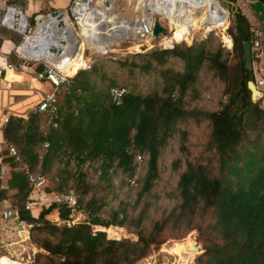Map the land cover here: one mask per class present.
Wrapping results in <instances>:
<instances>
[{
    "label": "trees",
    "instance_id": "16d2710c",
    "mask_svg": "<svg viewBox=\"0 0 264 264\" xmlns=\"http://www.w3.org/2000/svg\"><path fill=\"white\" fill-rule=\"evenodd\" d=\"M221 11L223 17L212 23L219 27L228 17L227 11ZM256 27L261 23L252 24L245 14L235 12V24L228 28L232 64L221 47L198 43L204 39L173 48L155 46L117 60L131 80L109 73L104 62L81 64L69 83L60 85L52 119L35 110L27 118L10 113L1 127L5 142L14 144L35 172L50 178L49 190L74 189L88 217L78 224L59 225L47 219L57 209L55 205L35 216L25 208L32 190L26 174L11 170L4 186L0 179V202L7 198L8 189L17 190L12 207L32 225L30 237L45 250L33 264H135L151 253L152 245L159 247L165 241L166 229L175 238L198 230L204 250L193 264H264V108L261 99L252 100L248 82L255 80V73L243 60L244 42L252 41ZM12 38L20 44L15 34ZM43 67L40 62L37 72ZM202 69L225 84L227 100L221 101L218 110L185 107L193 99L185 97L187 90ZM112 88L126 91L116 98ZM187 117H203L208 122V135L196 144L203 147L198 155L190 152L189 132L179 127ZM174 144L181 155L171 162L175 184L165 192L173 205L159 220L146 210L153 204L156 209L153 200L158 196L151 190L160 176L159 161ZM137 154L143 155L144 175L137 176L136 180L143 181L134 203L138 206L145 194L150 195L149 205L144 204L135 217L130 216V202L125 200L104 209L107 195L98 196L100 186L87 181L85 166L89 163L92 171H100L102 190L115 192L112 176L120 177L123 187H128L136 174ZM4 161L15 165L11 158ZM72 162L76 163L73 167ZM59 215L68 219L69 210L60 207ZM125 224L138 228L137 242L120 239L119 226ZM92 225H101L109 237Z\"/></svg>",
    "mask_w": 264,
    "mask_h": 264
},
{
    "label": "rangeland",
    "instance_id": "374dc122",
    "mask_svg": "<svg viewBox=\"0 0 264 264\" xmlns=\"http://www.w3.org/2000/svg\"><path fill=\"white\" fill-rule=\"evenodd\" d=\"M65 1H68L69 4L68 6H65L64 8H62L61 10H64V12L62 13H64L66 17L67 26L70 27L73 30V32L76 35H78V37L82 40L76 46L77 49H82L83 51V55H82L83 57L81 59L79 66L85 63H88L86 64V66H89L90 64L94 62L98 64L104 62L108 67L109 73L115 74V76L123 75L124 78L131 80V78L127 77V73H125L124 70L117 63V60L120 58H126L131 54L143 53L149 50L150 48H152L151 47L152 44L158 45L159 43L164 42V39L162 37L163 35L161 34L155 37L152 41L143 42L141 45L134 38L124 39L125 37H123L121 41L119 40L118 42H114V43H112L113 42L112 40H108V39L105 41H102L100 45V49L99 48L96 49V47L94 46V43L87 36V33L83 30V27L81 31V28L77 24L76 19L72 15V12L70 11V8H69L71 0H65ZM147 3H148V0H137V1L136 0H113L112 5L115 8H118L122 17H124L127 20H130L131 18L137 15V12H141L140 11L141 8L142 7L144 8V6ZM149 3L152 5L150 1ZM7 4H11V5L16 6L18 9L19 8L22 9L23 12L27 15L29 22H30L29 28L32 27V30L28 31L27 33L28 36H26V41L28 40V38H30L29 36L33 35V31L37 27L36 20L39 15L47 16L50 12L54 10H58V9H53V6L49 0H0V23L3 17V14L5 12V6ZM40 4L41 6L39 9H37L38 11L36 10L34 12L33 11L34 8ZM237 7H238L237 4H234L231 7L230 12L228 14V18H227L229 21L227 19L225 20V23L220 26L222 29L218 28L217 25H213L214 27H217L218 29H213V31L208 35V38L200 42H198L196 38H201L200 36L205 34V30H204V27L201 29H198L197 32L194 34L195 41H193V43L198 42L199 44H203V45L211 43L215 45V47H221L223 49L225 58L231 64L234 63L235 60H234V52H233V40L230 37L228 28L231 25L234 26L235 24V10ZM151 8H152L151 10H155L158 7L156 6L153 7L152 5ZM28 9L32 10L31 14H29L28 11H25ZM152 13L154 12L152 11ZM67 18H69L70 21ZM193 22L195 21L193 20ZM193 24L195 25L194 29H197L198 24L196 22ZM3 32L6 34H10V35L15 34L20 39V44L26 42L24 41L23 33H20L13 29H8L5 31L3 30ZM181 34L183 33L181 31H178L175 34V37L179 38ZM168 35L170 34L168 33ZM223 36L224 37L227 36V38L230 39V41L227 39L229 43L225 40ZM186 39H188L189 43H192V38L188 37ZM165 41L169 42L170 39L165 38ZM229 44L230 45L232 44V45L229 47ZM88 48H91V49H88ZM85 49H86V53L84 54ZM59 50L64 51L62 47ZM54 51H57V50H54ZM37 62L48 63V61L45 58L43 60H38ZM35 65L33 66L32 69L24 70V72L28 76L29 86H32V85L34 86V89L32 88L29 89V90L32 89L33 92H30L28 93V95H24V97L17 98V99L14 98L15 92H13L12 99L11 98L9 99L10 102L8 103V105L11 107L14 113H16L17 115L20 114L18 116H21V114L22 115L28 114L29 116V114L33 110H35L37 104L40 102L42 95L44 93L54 92V87L51 85V83L43 81L47 85H40V80L36 79L35 77L36 67L39 65V63H36ZM79 66H73L72 68L73 72H70V73L67 72V68L66 69L61 68V69L64 70V72H67L69 75H74L76 69ZM82 67H85V66H82ZM137 74L138 73L136 72L134 75H137ZM12 75L14 77V75H16L15 72H13ZM134 75L132 76V79ZM127 79H126V82H128ZM34 84H37V85H34ZM224 88H225V84L219 81L218 79H215L212 72H207L204 69H202L199 73V78H197V80L192 85H190L189 89L187 90V94L185 97L187 99L192 97L193 99H189L187 101V103L185 104L186 109L187 110L195 109V110H201V111H212V110L220 109L221 101L223 102L227 100V96L224 95V90H223ZM40 91L43 92V94L40 95L39 94ZM30 96L32 98H28ZM261 100H262L261 106L264 108V96L261 98ZM0 126L2 125L0 124ZM179 127L181 130H185L186 132H189V135H190L189 143L193 151L192 152L189 147L190 152L193 153L194 155H198V152L202 150L203 147L200 149V147L196 146V144H200L202 142L201 138L206 137L208 135L209 133L208 122L203 117H198V118L187 117L186 119H184L182 122L179 123ZM1 140L2 139L0 138V141ZM177 150H178L177 145L174 144L173 146L168 147L163 153L161 161H159L160 176L154 181L155 185H153L152 190H151V194L158 196L157 199L153 200L155 202L156 209H153V206H154L153 204L151 208H149L146 211L150 213L152 216L154 215V217L158 218L159 220L163 219L164 214H166L173 205L172 202L168 201L167 196L165 195V192L168 191L170 187H173L175 184V178L171 176L170 167H171V162L173 161V159L181 155ZM75 165L76 163L72 162L70 166L73 167ZM88 165L89 163L87 164V166H85V169H84V170H88L89 172V176H88L89 179L87 178V181L88 182L90 181L92 183H97L98 186H100L97 191L99 197H103L104 195H107L105 199L108 205H105L104 209L108 210L110 206H117L119 205L121 200H125L127 202H130V208H129L130 216L135 217L142 211V209H144V204L146 206L149 205L150 195H145V194H141V203L138 206H135V203H134L135 198H137L138 192L141 189V185H142L141 183L143 179L136 180L135 183L132 185L129 182L128 187L127 186L123 187V185L121 184L120 177L112 176V189H115V192L110 191V189L102 190L101 186L104 184V182L100 179V176H99L100 171H97V172H95L94 170L92 171V169ZM138 172L139 171H137V174H135L138 176V178L144 175L143 166L140 172L139 173ZM76 191L81 197L82 196L81 190L78 189ZM86 197L87 195H85V198ZM13 199L14 198H11V202H10L11 205L14 203ZM99 214L102 218L108 219L106 215H104L103 213H99ZM47 219L59 225H62V226L64 225L62 223V220L64 219H62L58 215H54V216L49 215ZM79 220L80 221H77L76 224L81 223L84 220H88V217L87 215L84 214L83 218H80ZM92 227L94 228L95 231L100 230V231L105 232L106 236L109 237L106 231L100 229L101 225H92ZM119 227L122 230V238L120 239H126L133 243L137 242L139 238V235H138L139 230L137 227L130 225V224H125V226H119ZM172 233L174 232L166 229L165 234H164V237H166L165 241L159 247H154L152 245L153 249L151 250V253L147 257L138 260L135 264H193L194 257L198 255L200 252H203L204 250L203 242L200 241L198 230L192 229L185 236H182V238L172 237L171 236ZM185 238L192 239L195 242L194 246H197L198 249L195 250L194 246L193 248L186 246V250H184L183 252L179 251L177 249L178 246H176V242L185 240ZM17 247L18 246L16 245L11 248L12 254L14 253V256L16 257H21V256L24 257L21 260L30 261V264H33L35 262V257L37 256L38 253L45 252V250L40 248V246L32 239V237L29 238L28 244L25 243L24 246L20 248H17ZM4 251L7 252V250L5 249ZM5 264H9V263H5Z\"/></svg>",
    "mask_w": 264,
    "mask_h": 264
},
{
    "label": "built area",
    "instance_id": "2783aa9c",
    "mask_svg": "<svg viewBox=\"0 0 264 264\" xmlns=\"http://www.w3.org/2000/svg\"><path fill=\"white\" fill-rule=\"evenodd\" d=\"M98 0H85L86 4L83 6V11L89 13L92 10L93 5ZM156 4L162 6L164 8V12L162 14H156L153 18H146L142 20L138 27L136 28V36L134 37H127L136 39L139 44L141 45L143 42H147L146 40L149 38V41H152L155 37L153 36V28H154V20L156 16H159L160 22L166 29V35H163L164 42L159 43L158 45L152 44L151 47L161 46L167 48H173L177 44L187 43L188 45L193 44L195 41L194 34L197 32L198 29H194L190 27L187 33H183L182 37L176 38L175 34L177 31L176 21L183 19L185 7L189 6L190 4H194L196 0H182V3L177 0H153ZM219 3L218 0H215ZM83 2L82 0H71L69 5L70 11L72 15L76 19L77 24L81 28L82 31V21L81 15L82 13L77 12L79 5ZM182 4V6H180ZM202 7L197 8L198 12H200ZM219 9L225 11L219 3ZM11 10L16 11V18L15 20L8 19L7 15L11 13ZM227 14H229L227 12ZM25 15L28 20V25L26 27V32H21L24 34V41H26V34L28 31L32 30V27L29 28L30 22L27 15L21 10L18 9L16 6L7 4L5 7V12L3 14L0 27H6L8 29H13L18 31L16 28L19 26L18 20L19 17ZM209 23H205L207 25L204 27L205 34L200 36L201 38H196L197 41L207 39L208 35L213 31L210 29ZM14 26V27H13ZM208 29V30H207ZM19 32V31H18ZM253 39L251 41L252 47V58H253V70L255 73V80L254 83L256 88L264 93V31L262 27H256L253 29ZM168 33L170 35H168ZM192 38V43L188 42L186 38ZM165 38L170 39L169 42L165 41ZM148 41V42H149ZM91 49V48H88ZM86 53V49L84 54ZM22 59L18 65L14 66L8 61V58L5 54H3L2 48L0 47V122L2 125L7 123L9 120L10 113L5 112V106L2 104V97L4 91L10 86L11 80L10 75L8 73L9 69H16L19 67L20 69H32L33 66L38 60L43 59H35L25 55L24 53H20ZM73 54V53H72ZM44 63V62H43ZM36 66V65H35ZM36 79L40 81H46L51 83L54 87V92L51 93H44L40 102L37 104L35 111L46 113L52 119V115L57 110L56 106V96L60 92V85L61 84H68L70 78L73 75H69L67 72H64L59 66H55L52 63H44V67L42 70H36L35 73ZM124 88H112L111 93L114 97L119 98L125 93ZM5 158H11L13 163L15 164L12 166L9 163H4ZM143 161V155L137 154L136 162L138 163L136 168L137 171L140 172L141 170V163ZM140 164V165H139ZM19 170L26 174L29 182L32 185V190L29 194L27 202L25 204V208L31 212L34 209L39 208L40 210L44 208H49L53 205L57 208L59 212L60 207H64L69 210V218L62 220L63 224H76L77 221H80V218H83L84 212L80 209L79 201L77 198V194L74 189H70L66 192H56L49 190L51 185L50 178L43 173L35 172L32 167L24 160L22 155L20 154L17 147L12 143H7L5 140L0 141V179L3 178L10 173L11 170ZM138 172V173H139ZM137 175H134L129 182L132 184L135 183ZM86 215V214H85ZM78 218V219H77ZM0 222H10V226L8 228L15 229L17 231V235L20 237L21 241L23 237H26L27 240L30 238V229L32 227L31 224H28L24 220H22L19 216L18 211L11 207V206H3L0 203ZM24 241V240H23ZM21 246L24 244L21 242ZM7 247V246H6ZM16 254V253H15ZM3 258H9V260L17 261L19 260L22 264H30V261L21 260L24 257H16L14 254H7L0 256V264Z\"/></svg>",
    "mask_w": 264,
    "mask_h": 264
},
{
    "label": "bare ground",
    "instance_id": "6f19581e",
    "mask_svg": "<svg viewBox=\"0 0 264 264\" xmlns=\"http://www.w3.org/2000/svg\"><path fill=\"white\" fill-rule=\"evenodd\" d=\"M82 1L83 2H81L76 11L82 13L81 21L83 25V30L87 33V36L94 43L96 49H100L101 42L107 39L112 40V43H114L118 42L119 40L121 41L123 37L126 38L136 36V28L142 20L146 18L151 19L156 14H162L164 12V8L156 4L152 0V5L158 7L157 9L151 10L152 5L148 2L144 6V8H141V12H137V15L135 17L131 18L130 20H127L122 17L118 8H115L113 5L109 10H106V8L100 3L102 0H98L93 5L92 9L95 10L96 13L94 15H90L89 13L83 11V6H85L86 2L85 0ZM177 1L182 3V0ZM180 6H182V4ZM183 7H185L184 16L183 19L176 21V33L178 31H181L182 33H187L190 27L194 28L195 25L193 24V20L199 26V28L197 27V29H201L207 26H204L205 23H209L208 25H210L213 23V21H217L223 17V12L221 11V9H219V3L215 0H196L194 4H190L189 6L187 5ZM199 7H202L200 12H198L197 10V8ZM152 11L154 13H152ZM11 18L12 20H15V10H11V13L7 15V20H11ZM40 18H42V22L39 26L35 28V30L33 31V35L29 36L30 38H28L26 42L20 44L17 49L18 52L24 53L25 55L36 59L45 58L49 63H52L55 66H59L63 69L67 68L68 73L73 72V66H79L83 57L82 49L76 48L77 44L82 40L78 37V35L73 32L70 27L67 26L66 17L64 13L60 14V20L64 23L63 29L65 28L68 32L66 35L55 28V22L57 20L55 17H51L50 15H40ZM67 19L69 20V18ZM18 24L19 26L16 29L20 33L26 32L28 20L25 15L19 17ZM209 27L210 29H222L219 26L218 28L214 26ZM182 35L183 34H181L180 37H182ZM26 36H28V34H26ZM224 38L227 42L228 40L230 41L227 36ZM53 41H57L58 45L60 44L64 51L59 50L61 49V47H58L57 51H50L49 46H51L50 43H53ZM146 41L148 42L149 38ZM231 45L229 44V47ZM194 244L195 242L189 238L176 242V246H178L177 249L181 252L186 250V246L193 248ZM19 262L9 264H18ZM1 263L5 264L8 262L1 261ZM19 264H21V262Z\"/></svg>",
    "mask_w": 264,
    "mask_h": 264
},
{
    "label": "crops",
    "instance_id": "0c3cea01",
    "mask_svg": "<svg viewBox=\"0 0 264 264\" xmlns=\"http://www.w3.org/2000/svg\"><path fill=\"white\" fill-rule=\"evenodd\" d=\"M49 1L51 2L52 6H53V9H62L65 6H68V4H69V2L65 1V0H49ZM149 1L151 3L153 2L152 0H148V2ZM230 4H231V6H233L234 4H237L238 7L236 8L235 12L237 10H240V12H242L243 14H245L247 16V18L250 21V23H252V24L261 23L259 21L257 15L255 14V12L253 11L249 0H237L236 3H230ZM40 6H41V4L36 6L37 8L35 7L33 11L35 12L37 9L40 8ZM153 7H155V6L153 5ZM25 11H28L29 14H31L32 10L28 9V10H25ZM34 12H32V13H34ZM213 25H215V24H210V26H213ZM261 27H262V25H261ZM3 30L5 31V30H8V29H6L5 27H0V47L2 48L3 54H5L7 56L8 61L11 64H13L14 66H16V65L19 64V62L22 59L21 55L19 54V52L17 50L18 47L20 46V44L18 45L13 40L12 34L11 35L10 34H6V33L3 32ZM34 59H36V58H34ZM253 66H254V64H253ZM24 70L25 69H20L19 67H17L16 69L15 68L14 69H9V71H8V73L10 75L11 82H10V84H8L10 86L4 91V94H3V97H2V104H4V106L6 107L4 111L7 112V113L8 112L9 113H14L12 111L11 107L8 105V103L10 102L9 99L10 98L12 99V93L13 92H15L14 93V95H15L14 98L15 99L22 98V97H24V95H28V93L33 92L32 89H34V86L33 85L29 86L28 76L24 72ZM13 72H15V74H16V75H14V77L12 75ZM15 76H17V77H15ZM34 85H37V84H34ZM40 85H47V84L45 82H43V81H40ZM30 88H32V89L29 90ZM39 94L41 95V94H43V92L40 91ZM28 98H32V97L30 96ZM6 110H8V111H6ZM14 114H16V113H14ZM18 115H20V114H18ZM21 116L28 117V114H24V115L21 114ZM0 124L2 125L1 122H0ZM2 126H0V138L1 139L3 138L2 130H1ZM6 162L8 163V161H6ZM6 162L4 161V163H6ZM9 177H10V173L7 174L3 178V180H2L3 186L7 184V181L9 179ZM16 191H17L16 189H8V191H7V198L8 199L7 198L3 199V201L0 202L1 205H3V206H11L12 207L10 202H11L12 195ZM39 211H40V209L36 208V209H34V211L32 213L35 216H37L39 214ZM49 215H52V216L58 215V216H60L57 209H54ZM25 222H27V221H25ZM9 226H10V222H0V251H1L0 252V256L4 255V254H7V252L12 254V251H11L12 249L11 248L16 246V245L18 246L17 248H20L21 242L24 245H25V243L28 244V240L26 239V237H23L24 241L23 240L21 241L20 237L17 235V231L15 229L8 228ZM4 249L7 250V252H5ZM3 252H5V253H3ZM7 259H9V258H3L2 262H8V263L10 261L12 262V260H7Z\"/></svg>",
    "mask_w": 264,
    "mask_h": 264
},
{
    "label": "water",
    "instance_id": "95a60500",
    "mask_svg": "<svg viewBox=\"0 0 264 264\" xmlns=\"http://www.w3.org/2000/svg\"><path fill=\"white\" fill-rule=\"evenodd\" d=\"M250 5L253 9V11L255 12V14L257 15L259 21L261 22L262 25V29L264 31V3L261 0H249ZM101 5H103L106 10H109L112 7V0H102ZM220 5L222 6V8L227 11L228 13L230 12V4L227 3L224 0L219 1ZM64 12V10L58 9V10H54L52 12H50L47 16H51V17H55L57 20L55 22V28L60 30L61 33L63 34H67V30L64 28V23L60 20V14ZM240 10H237L236 13H239ZM96 12L95 10H91L89 12L90 15H94ZM42 22V18H40V15L37 17L36 20V25L39 26L40 23ZM166 29L165 27L162 25V23L160 22V18L159 16L155 17L154 20V28H153V36L157 37L160 34L166 35ZM51 46H49L50 51H54L57 50L58 47H61V45L59 46L57 41H53V43H50ZM251 42L249 40L244 42L243 45V60H244V65L248 70H252L253 69V58H252V47H251ZM74 53V50H73ZM248 88L251 91V95H252V100L254 102L258 101L259 99H261L264 96V93L261 92L260 90H258L256 88V85L254 83V81H249L248 82ZM260 94V96H259ZM194 249L197 250L198 247L194 246Z\"/></svg>",
    "mask_w": 264,
    "mask_h": 264
},
{
    "label": "clouds",
    "instance_id": "9594fccd",
    "mask_svg": "<svg viewBox=\"0 0 264 264\" xmlns=\"http://www.w3.org/2000/svg\"><path fill=\"white\" fill-rule=\"evenodd\" d=\"M3 139V138H2ZM4 140V139H3Z\"/></svg>",
    "mask_w": 264,
    "mask_h": 264
}]
</instances>
